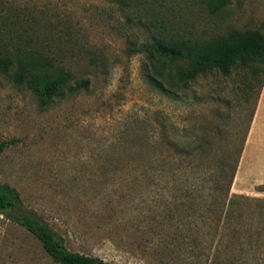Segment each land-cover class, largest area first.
Instances as JSON below:
<instances>
[{"label": "rangeland", "instance_id": "rangeland-1", "mask_svg": "<svg viewBox=\"0 0 264 264\" xmlns=\"http://www.w3.org/2000/svg\"><path fill=\"white\" fill-rule=\"evenodd\" d=\"M207 2L0 0V22L19 16L37 25L36 36L71 84L88 82L43 107L0 72V142L7 143L0 182L14 187L23 210L61 234L68 250L108 264H264V185L251 175L250 153L257 85L248 102L235 72L161 96L144 79L145 55L129 52L153 40L150 23L198 40L228 29L264 34V0H230L216 15ZM136 127L151 139L149 148L127 137ZM204 132L213 149L180 162L172 146L197 142ZM234 168L225 202L245 198L234 214L193 195V186L208 194L210 176L225 182ZM192 198L199 203L187 209ZM0 264L56 263L0 215Z\"/></svg>", "mask_w": 264, "mask_h": 264}, {"label": "trees", "instance_id": "trees-1", "mask_svg": "<svg viewBox=\"0 0 264 264\" xmlns=\"http://www.w3.org/2000/svg\"><path fill=\"white\" fill-rule=\"evenodd\" d=\"M120 2L125 5L127 0H120ZM229 2L230 0H208V12L213 15L219 14ZM15 19V21L5 19L0 22V72L9 75L14 84L29 90L43 107L64 97L65 93L78 94L81 89L88 86L87 81L71 84V74L56 65L46 51L47 47L43 45V41L36 36L37 25L28 24L19 16ZM150 26L157 30L153 40L140 47H130L129 52L145 55L142 72L145 81L154 91L161 96L169 97L179 89L188 90L190 84L201 77H229L235 72L241 76L237 91L241 92L240 97L243 102L249 101L253 87L257 85L253 115L264 84V34L259 29H228L225 33L211 39L198 40L181 35H170L164 31L163 27L157 28L153 23H150ZM142 125L145 128L147 123ZM139 133V128L136 127L133 130L130 129L127 137L130 139V136H133L132 142L134 140L136 144L146 143L148 145H143L149 148L151 143L149 136H146V133ZM208 138L210 134L204 132L197 142L174 144L172 147L178 155V160L186 161V158L193 157L200 150L211 151L213 142ZM6 147L7 143L0 142V155ZM235 172L234 168L225 182L219 175L210 176L212 186L209 193L199 192L197 187L193 186V195L196 194L203 204L209 202V207L225 205L228 215L234 214L239 204L238 200L245 199L241 196H232L228 203L225 202ZM187 194L189 195H185L186 198H191L189 189ZM198 203L196 198L190 199L187 209H193ZM181 204L185 203L182 201ZM203 209L207 212L209 210L206 205ZM0 215L33 237L41 250L56 264H108L97 257L68 250L62 235L41 220L37 214L23 210L17 190L1 182ZM243 232L246 231L243 230ZM250 233L254 235L255 232L249 230L245 234ZM193 247L194 244L191 252Z\"/></svg>", "mask_w": 264, "mask_h": 264}, {"label": "crops", "instance_id": "crops-1", "mask_svg": "<svg viewBox=\"0 0 264 264\" xmlns=\"http://www.w3.org/2000/svg\"><path fill=\"white\" fill-rule=\"evenodd\" d=\"M251 175L264 185V84L253 112L250 128Z\"/></svg>", "mask_w": 264, "mask_h": 264}]
</instances>
